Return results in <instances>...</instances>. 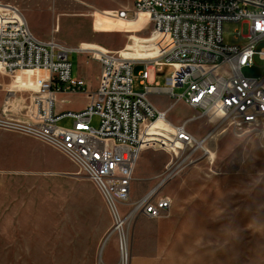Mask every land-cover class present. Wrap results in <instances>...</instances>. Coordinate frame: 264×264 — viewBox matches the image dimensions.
I'll return each instance as SVG.
<instances>
[{
    "label": "rangeland",
    "instance_id": "1",
    "mask_svg": "<svg viewBox=\"0 0 264 264\" xmlns=\"http://www.w3.org/2000/svg\"><path fill=\"white\" fill-rule=\"evenodd\" d=\"M0 3L17 6L43 41L53 38L131 58L151 56L139 43L149 34L147 21L133 23L106 14L130 8L132 0ZM247 33V24L225 22L224 44L235 45ZM71 61L73 74L82 65L88 79L96 80L97 62L89 53H74ZM156 67L161 69L150 73L163 87L177 65ZM141 68L134 69L135 92L144 91ZM242 72L261 77L264 61L256 57ZM182 92L181 87L175 89V94ZM149 96L157 106H170L167 117L174 123L197 115L181 102L171 105L174 98L167 94ZM5 100L6 92L0 111ZM86 101L80 93L72 107ZM196 117L187 128L203 141L200 146L185 147L177 155L162 149L142 152L129 199L120 209L125 218L120 230L97 186L67 156L31 136L0 128V264H264L263 129L235 133L218 117ZM98 122L94 117L93 123ZM172 158L176 173L160 184ZM147 194L170 197L172 208L159 217L132 211Z\"/></svg>",
    "mask_w": 264,
    "mask_h": 264
},
{
    "label": "built area",
    "instance_id": "2",
    "mask_svg": "<svg viewBox=\"0 0 264 264\" xmlns=\"http://www.w3.org/2000/svg\"><path fill=\"white\" fill-rule=\"evenodd\" d=\"M106 14L114 19L145 14L149 34L139 43L151 56L134 59L120 51L72 47L53 38L43 41L17 6L0 3V76L10 79L6 85L0 83L6 92L0 128L31 136L67 156L94 182L121 222L120 209L129 199L141 153L162 149L177 155L185 147H195L202 140L187 124L196 116L218 117L235 133L264 129V74L247 77L242 72L256 57L264 61V0H132L130 8ZM225 22L247 24L248 33L235 45L224 44ZM74 53H89L99 63L95 91L73 74ZM163 63H175L177 69L162 87L150 72ZM137 66L142 67V92L132 86ZM23 72H33L36 88L16 83ZM179 87L183 92L178 95ZM80 92L89 97L84 109L56 112L58 93ZM150 94L182 100L197 115L175 124L167 117L170 106L158 108ZM94 117L99 118L96 125ZM66 118L70 127L60 125ZM173 158L160 184L176 173ZM172 204L168 196L147 194L132 211L159 217Z\"/></svg>",
    "mask_w": 264,
    "mask_h": 264
},
{
    "label": "crops",
    "instance_id": "3",
    "mask_svg": "<svg viewBox=\"0 0 264 264\" xmlns=\"http://www.w3.org/2000/svg\"><path fill=\"white\" fill-rule=\"evenodd\" d=\"M96 73H97L96 80H90V79H88L87 73L83 70L82 65H80V67L78 69H75L74 75L78 76L81 79H84L87 82V84L90 86L89 87L90 91H95L96 88L98 87V75L100 73V65L98 62H97ZM17 79L18 80L16 83L23 84L29 88H33L35 86L34 81H33L34 80V74L31 72L20 73L18 75ZM0 83H2L4 85L7 84L6 79L2 76H0ZM14 86H16V85L13 84V87ZM80 93H58L57 97H56V106H55L56 112L62 113V112H66V111H78V110L84 109L89 104V97L85 93H81V94H84V96L87 98L86 104H84L83 106L81 105V106L72 107V105L75 103V99L77 98V95H80ZM4 97H5V91L3 89H0V107H1L2 100L4 99ZM154 101L157 102L155 99H154ZM178 102H181V104H183V106H185V107L188 106L182 100L174 102L173 104L178 103ZM158 108L164 109L161 106H158ZM186 119H188V117H186L183 121H185ZM66 120L69 121L70 119L66 118ZM175 124H178V123H175ZM142 157H143V155L141 153V155H140V157L136 163V167H139L141 165Z\"/></svg>",
    "mask_w": 264,
    "mask_h": 264
},
{
    "label": "bare ground",
    "instance_id": "4",
    "mask_svg": "<svg viewBox=\"0 0 264 264\" xmlns=\"http://www.w3.org/2000/svg\"><path fill=\"white\" fill-rule=\"evenodd\" d=\"M119 20H122V21H128V22H133V23H140V22H143V21H148V18H147V16L145 15V14H141V15H139L137 18H135V19H119ZM84 49H93V50H99V49H95V48H84ZM131 58V57H130ZM147 58H149V57H147ZM134 59H142V58H134ZM146 59V58H145ZM23 73H26V72H23ZM31 73H33V72H31ZM35 88H36V86H34ZM33 87V88H34ZM163 122V121H162ZM262 132L264 133V129L262 130ZM203 143V141H200L199 143H197V147L198 146H200L201 144ZM149 195V194H148ZM130 215H132V214H128L126 217H130ZM124 221H125V218H122V221L121 222H117V225H116V227H115V229H122V226H123V224H124ZM121 238H122V240L124 241V242H126V239H127V237H126V235L122 232L121 233ZM124 244L122 243V250H123V253H122V255H123V257H125V255H126V252H124Z\"/></svg>",
    "mask_w": 264,
    "mask_h": 264
}]
</instances>
